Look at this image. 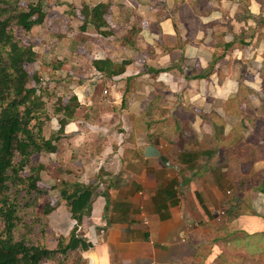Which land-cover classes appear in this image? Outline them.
<instances>
[{
    "label": "crops",
    "instance_id": "0c3cea01",
    "mask_svg": "<svg viewBox=\"0 0 264 264\" xmlns=\"http://www.w3.org/2000/svg\"><path fill=\"white\" fill-rule=\"evenodd\" d=\"M41 1L34 73L64 62L51 86L80 105L43 174L60 197L98 187L80 263L264 264V0ZM101 3L96 28L84 7ZM47 223L77 222L62 202Z\"/></svg>",
    "mask_w": 264,
    "mask_h": 264
},
{
    "label": "trees",
    "instance_id": "16d2710c",
    "mask_svg": "<svg viewBox=\"0 0 264 264\" xmlns=\"http://www.w3.org/2000/svg\"><path fill=\"white\" fill-rule=\"evenodd\" d=\"M22 2L0 0V264H42L46 261L65 264L72 252L92 247L77 232L83 218L92 214V200L98 187L77 185L71 192L67 188L61 191V198L77 223L68 237L57 239L55 248L48 245L43 219L40 226L36 223L39 228L34 240L18 238L21 200L49 193L40 187L42 173L48 166L35 161V157L58 152V143L65 137L66 128L75 119L80 106L75 96L65 102L56 92L57 72L62 70L64 62L49 64V80L40 73L31 75L27 71L26 65L37 62V53L25 42L21 31L31 32L44 24L48 14L41 0L27 7ZM109 12L107 4L84 7L86 22L96 28L107 26L105 16ZM100 64L96 62L95 66L101 71ZM51 80L57 83L56 87L51 86ZM54 118L58 119L59 129L47 138L48 123ZM36 198L32 204L37 205ZM54 209L48 205L43 217L47 220Z\"/></svg>",
    "mask_w": 264,
    "mask_h": 264
},
{
    "label": "rangeland",
    "instance_id": "374dc122",
    "mask_svg": "<svg viewBox=\"0 0 264 264\" xmlns=\"http://www.w3.org/2000/svg\"><path fill=\"white\" fill-rule=\"evenodd\" d=\"M47 2L48 3H55L54 0H48ZM33 3L37 4L38 0H23L22 5L27 7L28 5L33 4ZM48 7L51 8L50 6H48ZM21 34L24 37V40H26V37L28 36V32L23 30V31H21ZM263 44H264V39H263ZM262 51H264V45L261 47V49H260V51H258V53L256 52L258 55L257 57L260 56ZM263 60H264V57H263ZM252 64H253L252 68L256 69V67H258L256 60H253ZM26 69L31 75H33V73H34L33 65H26ZM256 71H257V69H256ZM260 73H261L260 76L263 80V82H262L263 85L260 86L259 94L257 93V95H258V98L260 96L262 99V97H264V67ZM32 85H34V83H32ZM57 126H58V124H57L55 119H53L50 122V126L48 123V127H49L50 131L52 128H55V127L57 128ZM253 136H257V134L253 135ZM46 157H47V155H46ZM37 160L40 162L41 161L43 162L41 156H36L35 161H37ZM43 163H48L49 166L51 165V161L46 162V160H45V162H43ZM48 172H49V174H47L45 177H44L45 174L42 173V182L40 183V187L43 189L49 190V193H46L45 195L42 194V195L38 196L37 198H36V196H34L32 199L29 197H24L21 200V203H20L21 210L19 212V215L21 217V221L19 222V226H18V230H17V236L19 239H22V238H28L29 239L30 238V239L34 240L35 235H37V233H38L37 229L42 224V219H43L44 223H45L44 227H45V229H47V233L49 236L48 245L51 248H55L57 245V239L63 235L57 234V232L54 231V229L51 227V225L47 223V220L43 216L45 213V208L48 205H51L52 207H56L57 204H60L64 201H62L57 190H56L57 192H54V190L53 191L50 190L51 187H53L55 185V183H53L52 178H53L54 174H58L57 170H51L50 169V171H48ZM56 187H58L57 184H56ZM58 190H60V189L58 188ZM34 198H36V204L37 205L31 203L33 200H35ZM36 218L41 219V221L40 222L37 221ZM36 223H38V225H39L38 227H37ZM63 237H65V236H63ZM207 247H208V249L206 250V252H210L211 247L210 246H207ZM206 252H205V255H206ZM222 256H224L226 258L227 252L223 251ZM61 259H63V258H61ZM80 262H81V257L76 253H72L71 255H69V258H67L65 264H82ZM57 263H58L57 261H46V262H43L42 264H57ZM218 263L219 264H227L226 261L218 262ZM253 264H259V263L255 262Z\"/></svg>",
    "mask_w": 264,
    "mask_h": 264
},
{
    "label": "built area",
    "instance_id": "2783aa9c",
    "mask_svg": "<svg viewBox=\"0 0 264 264\" xmlns=\"http://www.w3.org/2000/svg\"><path fill=\"white\" fill-rule=\"evenodd\" d=\"M96 1H99V2H112V1H115V0H96ZM144 216H145V214L143 213L142 217L145 220Z\"/></svg>",
    "mask_w": 264,
    "mask_h": 264
}]
</instances>
